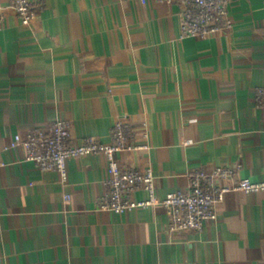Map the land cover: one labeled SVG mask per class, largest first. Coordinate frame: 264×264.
<instances>
[{
	"label": "crops",
	"instance_id": "obj_1",
	"mask_svg": "<svg viewBox=\"0 0 264 264\" xmlns=\"http://www.w3.org/2000/svg\"><path fill=\"white\" fill-rule=\"evenodd\" d=\"M0 6V264H264V191H229L202 231L172 232L161 204L98 207L103 153L69 158L63 181L11 146L59 118L107 144L124 118L150 149L118 160L150 165L159 198L220 164L225 183L264 180V0H230L232 27L202 38L160 0H44L28 25Z\"/></svg>",
	"mask_w": 264,
	"mask_h": 264
},
{
	"label": "built area",
	"instance_id": "obj_2",
	"mask_svg": "<svg viewBox=\"0 0 264 264\" xmlns=\"http://www.w3.org/2000/svg\"><path fill=\"white\" fill-rule=\"evenodd\" d=\"M160 1L181 6L178 18L182 38H202L232 27L230 0ZM10 4L21 22L28 25L42 8L44 0H10ZM256 101L264 107L263 87L258 88ZM71 126L70 120L60 118L45 126H34L24 137L15 134L11 146L21 145L25 160L35 163L42 170H57L63 181L67 179L66 164L69 158L103 153L107 158L109 176L105 180V192L98 197L97 205L101 209L124 213L136 207L161 204L167 210L170 231H202L208 220L216 219V206L229 191H264V180L252 181L249 177H243L237 182L225 183L234 177L235 167L220 164L211 170L194 169L185 189L168 192L159 198L156 194V176L150 165L139 169L121 165L118 160V153L122 150L150 149L148 143L131 141V128L124 118L115 121L110 131L111 141L107 144L89 135L74 142ZM143 135L147 136V133ZM138 190H142L145 195L134 197ZM69 197L68 194L64 196L65 199Z\"/></svg>",
	"mask_w": 264,
	"mask_h": 264
}]
</instances>
